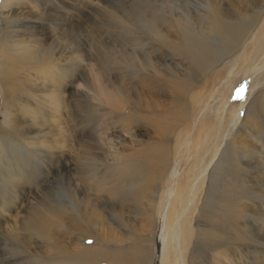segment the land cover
<instances>
[{"label": "bare ground", "instance_id": "bare-ground-1", "mask_svg": "<svg viewBox=\"0 0 264 264\" xmlns=\"http://www.w3.org/2000/svg\"><path fill=\"white\" fill-rule=\"evenodd\" d=\"M40 1H44L43 4L34 10L35 4L39 5ZM56 1L67 7L65 16L61 14V7L56 10L58 13L54 7V11L46 9V6L51 4L49 0H23L24 5L20 0H2L0 5V100L4 102L3 117L0 120V161L4 158V152L8 158L5 165L0 162V180L3 182V188H6L0 199V228L4 231L7 229V209L33 189L32 185L46 184L50 174L53 176L55 173L64 179L62 196L66 199L59 198L58 194L60 196L61 193L57 194L51 188V201L40 202V206H36L34 212L29 213L24 221L17 220L16 226L12 222L14 225L8 227V230L13 231L20 223L23 231L19 233L24 239L30 225L38 223V230L54 245L51 264H57L56 258H61L59 262L62 260L66 264H151L154 235L158 227L162 229L161 264H207V257L214 264H264L263 186L260 185L259 188L260 197H255V191H251L255 197L250 201L251 204L240 203L239 193L227 194L226 191L227 186L234 189L239 187L233 182V178H220L219 181L214 177L219 174L218 164L224 161L225 147L231 143L229 136L234 134L233 128L238 127L240 114L227 120L226 117L232 112L227 109L221 114L220 120L204 118L199 124L200 130H196L198 136L189 139L190 134H193L191 118L193 115L198 116L207 95L204 96L203 90L192 93L188 102L187 96L194 88L191 78L184 76L171 80L162 73L174 70L173 66L166 63L172 52L188 60L192 66L191 74L199 75L205 68L207 73L225 55L237 51V56L226 65L228 73L226 74L224 69L220 72L221 76L224 75V93L228 95L236 82L239 88L248 80L246 89L251 95L253 84L261 81L264 83V0H240L239 4L243 10L237 9L234 15L222 10L216 0H211L215 6L211 24L214 34L204 36L193 35L185 30L175 32L168 29L161 21L159 11L154 9L155 3L152 2L146 4L143 0H133V5H122L117 13L113 10L109 14L111 19L121 15L119 17L124 22L122 28L126 30L135 22L145 23L150 46L144 53L140 52V43L132 49H120L123 53V57H120V50L110 41L105 44L106 52L104 51L103 58L108 57V62L115 64L121 58V61L129 63L128 65L134 64V67L141 69L137 61L139 57L134 56V52H137L142 56L144 65L152 68L149 75H143L139 70L124 75L110 74L107 70L109 66L102 58L103 62L100 63L104 69L102 71L105 72L104 85L97 87L95 82L88 79L91 75H85L89 85L87 89L93 92L98 88L102 102L105 101L112 107L108 114H122L127 109L129 111L128 115L122 116L124 122L121 131L108 128L109 134L113 135L110 137L116 149H120L115 154L110 153L113 157L109 161H104L102 144L99 145L100 142L96 138V128L90 126L92 118L96 117V105L89 99L91 94L76 85L77 80L84 78V61L95 54L94 28L86 29L84 25L91 21L92 15L85 9L91 8L92 4L89 3L90 0L75 4L69 3L68 0ZM17 5L27 7V14L18 12L21 9L17 8ZM141 5L147 10H142ZM247 5L252 10H248ZM259 12H262L263 16H258ZM79 14L87 15L85 22L79 21ZM43 18L46 22L49 20L52 25L46 26L39 21ZM39 23L41 25H38ZM110 23H115L118 27L116 22ZM31 29H34L33 33H30ZM82 36L87 46L85 52L79 44ZM128 38L135 40L130 34H127ZM98 49L103 56L102 46ZM58 59L59 69L63 65V70L53 81L50 80L48 85V81L42 79L38 69H41L43 63L55 62ZM25 67L28 68L22 76V69ZM228 78L230 80L226 82ZM25 85L28 87L27 103L35 105V96L32 93L48 92L52 112L41 109V115L30 109V105L26 107L27 104H20L18 97L22 96L18 94L20 90L25 89ZM215 86L212 85V89ZM66 92H69L70 99L66 98ZM166 94H169V102L160 101ZM255 96H262L259 106L264 109V88ZM29 109L33 112L24 119L22 116ZM252 118L253 120L246 119L245 116L236 132L247 127L251 134H258V128L256 127V130L250 126L260 125V112ZM9 126L20 133L19 137H15L19 138L17 142L14 139L13 142H7L4 134L8 132H5L4 128ZM173 134L177 135L174 150L166 142ZM140 135L153 141L144 142ZM248 151L238 150L248 166L260 161V157L254 158ZM81 153H85L84 161H81L79 156ZM72 160L76 163L75 169L72 167ZM33 164L42 170H38ZM255 169H258L256 173L264 171L261 166L255 167L254 171ZM234 170L237 171L236 174L239 173L237 166H234ZM75 172L80 175V182L75 178ZM248 173L239 176L250 183L252 189L251 184L256 180V176ZM204 181L208 184L205 197L201 199L199 192L204 188L201 189ZM231 192L236 191L232 189ZM200 199L202 205L198 208L204 214V219H208L204 227L193 221L191 211ZM127 201L134 202L133 204L139 202L136 209L141 210V216H144L142 211L150 213L147 218L151 227L148 237L139 236L137 224L130 223L124 216V210L129 206ZM9 202L11 204L7 205ZM52 202L56 204L52 205ZM144 202H147L146 206ZM103 212H107L111 221ZM214 221H221L222 229H229L227 237L217 235L213 231L215 225L211 223ZM113 222L120 230H116ZM58 225L70 230V241L61 243L56 239L60 227ZM118 231L125 236L123 240ZM16 233L12 232V239L18 238ZM29 235L30 232L27 237ZM130 239L133 241L125 245L124 241ZM201 239L204 240L205 246L210 248L204 254L200 252L199 245L203 242ZM26 250L28 251L27 248ZM26 250L23 251L24 256L29 254ZM44 257L49 258L48 254ZM0 264L19 263L1 259Z\"/></svg>", "mask_w": 264, "mask_h": 264}, {"label": "rangeland", "instance_id": "rangeland-1", "mask_svg": "<svg viewBox=\"0 0 264 264\" xmlns=\"http://www.w3.org/2000/svg\"><path fill=\"white\" fill-rule=\"evenodd\" d=\"M7 1L10 2L11 0H7ZM49 1H51L50 2L51 4H48L46 6V9H49L50 11H54V8H56L55 12L58 13L56 10H59L61 7L62 9H60V10L63 11V13H61V14H62V16H65V10L67 7H64L63 4L61 6V3H58L56 0H49ZM79 1L87 2L88 0H68V2L71 4H75ZM132 1L133 0H90L89 3L92 4L91 8L85 9V11L90 12L92 15L90 23L84 24V25H85L86 29L94 28L93 32H94V38H95V48H94L95 54L92 58H89V60H88V58H86V60L84 61L83 68H82L84 78L77 80L76 85L78 87L80 86L79 88L83 89L86 93L88 91V94H91L89 99L96 105L94 107V111H96V117L92 118V120H91L94 125H91L92 124L91 123L90 126H94L96 128V138L100 142V143L98 142L99 145L102 144L101 146L103 149L102 151H103L104 161L111 160L113 157L111 155L115 154L116 152H118L120 150V149H116L117 147L115 146L114 141L110 137L112 134H109L108 128L111 127L113 129L120 130L121 126L124 122V119L122 116L128 115L129 111L127 109L125 111L126 113L122 112V114H113V115L108 114L111 106L109 107L105 101L102 102V100H101L102 97H100L98 94V93H100L98 88L93 90V92L90 91L89 89H87L89 85L87 83V80H86L87 77L86 76L91 75V76H89L88 79L95 82L97 87H99V85H104L105 72L102 71L103 68H102V65L100 63L103 61H105L106 62L105 64L107 66H109L107 70L110 71V74L123 73V75H124V73L130 74V73H134V72L139 70V72L140 73L142 72L143 75H147V74L149 75V73L152 71L151 67L149 68L147 65H144L142 56L140 55V53H137V52H134V56L136 55L137 57H139L137 61L140 63L142 71L138 66L134 67V64L130 66V65H128L129 63L127 64L126 62L121 61V58H120V60L117 61V63H116L117 65L113 62L112 63L108 62V60H107L108 57L103 58L104 54L106 52L105 44L107 42H110V41L112 43H114V45H116V47L119 50L121 49L122 51H123V49H132V48H134V45H140L141 44L142 50L140 52L144 53V50L150 46L149 45L150 43L148 40V34L149 33H147L148 31L146 29L145 23H136L135 22L132 24V27L134 29L130 26L131 28L126 30V29L122 28L124 26V22H123V19L119 17L121 15H118L117 18H113V19L110 18L109 14L111 12H113V10H115L117 13L118 8L120 6H122V5H124V6L133 5ZM143 1L146 4H148L150 2L155 3L156 6L154 9H157L159 11L158 14L161 17V21H163L166 24V27L172 31L180 32L181 30H185V31L190 32L193 35H202V36H204L205 34L208 35L209 33H213L212 29H211V24H212V19H213V12L215 11V9H214L215 6L212 4V2H210L211 0H143ZM216 1L220 4V7L222 6L221 7L222 10H224V11H226L232 15L235 14V11L237 9L243 10V7H241L239 4L240 0H236V1L235 0H216ZM1 2H2V0H0V5H1ZM43 2L44 1H40L39 5L35 4L34 10H37L38 6L41 7ZM20 3L24 5L23 0H20ZM65 4H67V3H65ZM17 8L21 9L18 12L27 14V11H26L28 9L27 7L22 6V5H17ZM247 8L249 10L251 7L249 8V6L247 5ZM141 9L147 10V8L143 5H141ZM251 10H252V8H251ZM255 11H258V10H255ZM83 15L84 14H79V16H77V18L79 19L80 22H85L84 20H86L87 15H84V16ZM258 16H263L262 12H259ZM44 18L40 19L39 21L45 23L46 26L47 25L51 26L52 24L51 25L49 24V20H47V22H46L45 21L46 19H44ZM1 21H2V15L0 13V23H1ZM110 22H116L118 24V27L115 26V23L111 24ZM38 25H41V23H39ZM33 30L34 29H31L30 33L31 32L33 33ZM112 30H114L115 32ZM131 30H133V31H131ZM132 32H133V34H132ZM114 33H115V35H114ZM127 34H130V36L133 35L135 40L131 41L130 38L127 39ZM134 35H136V36H134ZM32 40H33V38H32ZM85 43H86V41H85L84 37L81 38L79 44H80L82 51L84 50L83 52H85L87 50V46L85 45ZM100 45L102 46L101 53H103V56H101L99 49H98ZM121 50L119 52H121ZM146 50H148V49H146ZM127 51H129V50H127ZM129 53H132V52H129ZM119 54H120V57H123L122 52ZM237 54H238L237 51L236 52L233 51L231 54L225 55L224 57H222V59H219L217 64L214 67L212 66V68H210L207 73H206L207 69L205 68L202 73H200L199 75H196L195 73L191 74L192 66H190L188 60L180 57L177 53L172 52V54L168 56V61L166 63L168 65L173 66L174 70H169V72L162 71V73L164 74L165 77H167L171 80H174V77L175 78H177V77L183 78L185 76L187 78L188 77L191 78V82H194V88L192 90H190V94L187 96L188 102H190V99L192 97V95H191L192 93L204 91V96L207 95V98L205 100L206 102L204 101L205 102L204 107L199 112L198 116L196 115V117H195V115H193L194 117L191 118L193 134L192 133L190 134L191 136L189 139L192 140L193 137L198 136L197 131H199L201 128L200 127L201 125H199V124L202 121V119H204V118H206V119H213L214 118L215 120H218V119L220 120L221 114L223 112H225V110H227V109L232 111L229 114L230 116L228 115L226 117L227 120H229V118L231 116L233 118L235 116L237 117L238 114H240L241 118H240V122H238L239 125H238V127L233 128L234 134L229 136V140H231L230 141L231 143L226 145V147H225L226 150H225L224 158H223L224 161L218 164L219 168L217 170V173H219V174H216V176H214V177L217 178V180H219V181H220V178H226V179H228L230 177L233 178V182L234 183L236 182L239 187L234 189V188L228 187L226 185L227 186L226 187L227 194H234V193L238 194L239 193L238 197H239L240 203L241 202L242 203L248 202L251 204L250 201L255 199V197H257V196L260 197L261 190L259 188H261V186H263L262 188H264V171L261 173H258V172L256 173V171H258V169L257 170L255 169V171H254V168L258 167V166H261V168H264V109H262L259 106V100L262 96L258 97V98H256V96H255V94H257L259 91H261V89L264 88V83L262 81L259 82L261 85L259 83H258L259 85L255 83V84H253L254 87L252 86L253 87L252 88L251 87L252 83L250 81V87L252 88V94L249 95V92H247V89H246V87L248 85V80H247V82L244 81L241 84V86H239L240 89L241 88L243 89V92L241 93L242 98H237V96H236L237 90L239 89L238 88V82H236L233 87H231V88L229 87L231 90H230V93L228 95H226L224 93V90L226 89V87L222 86L223 85L222 82L224 80L223 79L224 75L221 76L220 72L222 69H224L225 73L226 74L228 73V71L225 69L226 65L230 60H233L237 56ZM102 58H103V61H102ZM131 61H133V60L131 59ZM89 62H90V64H89ZM107 62H108V64H107ZM58 63H60L59 59L55 62L51 61L49 63H43V65H41V67H40L41 69H38L39 70L38 73L41 75L42 79H46L49 83L50 80L53 81L57 76H59V74L63 70V65H62V67L60 66L61 69H59L58 65H60V64H58ZM109 63H111V64L109 65ZM118 66L119 67L121 66V67L118 69H115ZM51 67H53V68H51ZM84 67L86 70L84 69ZM100 67H101V69H100ZM113 67H114V69H113ZM159 67H160V65H159ZM27 68L28 67H25L22 69V76L25 75V70H27ZM105 68H107V67H105ZM121 69H123V70L121 71ZM229 80L230 79L228 78L226 82H228ZM244 83H245V85H244ZM48 85H50V83ZM212 85L213 86L216 85V86L212 89V87H211ZM227 85L228 84H226V86ZM242 85H243V87H242ZM244 86H245V88H244ZM260 86H262V87H260ZM24 88L25 89L20 90V92L18 94V96H22V97H18V98H19L20 104L21 103L27 104L26 107H28L30 105L27 103V99H26V98H28V91H27L28 87H26V85H25ZM212 90L214 91V93ZM227 90H229V89H227ZM32 94H33V96H35V98H34L35 105L34 104L30 105L29 106L30 109L37 111L38 114H41V111L42 110L44 111V109H46V110L48 109L50 112H52V109H50V105H49V101H48V99H50L48 92H44V91L40 92L39 91L37 93H32ZM213 94H215V96ZM31 96L32 95H30V97ZM66 98L70 99L69 92H66ZM159 100L160 101L162 100L164 102H169V100H170L169 94H166V96L163 95V97H161ZM253 102H255L253 105H249V103L252 104ZM3 103L4 102L0 100V120L2 119L3 112H4V104ZM188 104H190V103H188ZM213 107H214V109H213ZM30 109H29V111H27L24 114V116H22L24 119H27V117H26L27 115L31 116L30 112H33V111H31ZM38 110H40V111H38ZM258 112H260V119H259L260 125L259 126L258 125L252 126L253 124H251V126H250V127L255 128L256 130L258 128V134L257 133L251 134L249 128L247 129V127L243 128L239 132H236L237 129L240 128L242 122L244 121L245 116H246V119L248 118V119L253 120L252 116ZM213 113H214V115H213ZM216 115H219V116H216ZM195 118H197L196 124L194 122ZM216 118H218V119H216ZM230 120H231V118H230ZM212 124H214V122H212ZM4 129H5V132H8V133L4 134L7 142L8 141L13 142L14 140L16 141L19 139V138L15 139V137H19L20 133L17 130H15L12 126L11 127L10 126L5 127ZM140 137H141V140H143L144 142L153 141V139L148 138L146 136L140 135ZM176 137H177V135L173 134L166 141V142H168L170 147H172L171 148L172 150H174V147L176 144ZM234 140L237 141V143ZM105 142H106V144H105ZM246 146H247V148H246ZM239 149H243V150H247V151L249 150L250 151V152L248 151V153H250L249 155L253 156L254 158L256 156L260 157V161L254 162L253 165L248 166L242 160V158H241L242 154L240 155V153H238ZM110 153H113V154H110ZM2 155L4 158H3V160L1 159L0 162H2L3 165H5V162H7V160H8L6 152H4V154H2ZM79 156H81V161L85 160V153H81V155H79ZM71 163H72L73 169H75L76 168L75 161L72 160ZM34 166H36V165H34ZM234 166H235V168H236V166L239 168L238 174H236L237 171L235 172ZM22 169H24V168H22ZM22 169H21V172L24 173V170H22ZM37 169L42 170V168H39V167H37ZM248 171H249V173H248ZM241 172L243 174H247V173L251 174L254 177L256 176L255 177L256 180H254V183L251 184L252 189L250 188V183H248L245 179L242 180L243 177L242 178L240 177L242 174ZM79 176L80 175L79 174L77 175V173L75 172V178L76 179L78 178V182H80ZM260 181L263 182V184H261ZM0 183H1L0 184V199H1V195L4 193L6 188H3L4 186H3V182L1 180H0ZM206 184H208V182L204 181V186L202 185L201 189L203 187L204 188H203V190H200V192H199L201 199L203 197H205V193H206L205 191L207 189ZM63 185H65L64 179L61 178L60 174L56 175L54 173L53 176L50 174V178H48L46 184L32 185L33 189H30V191H28L25 196L22 195L23 197H20V199H17L16 202L15 203L13 202L14 204L12 203L13 205H11L9 209H7L6 215L8 216V219H6L7 221L5 223L7 229H6V231H4L3 229L0 228V261H1V259H8L10 261H15V263H19V264H51L52 263L53 259H52L51 255H52V252L54 249V245L51 242H48L46 240L47 238L45 239V236L42 234V232H40L38 230V226H39L38 223H35V225H30L31 227L27 230V234H28V232H30V235L27 237V234H26L24 239L21 238L22 236L20 235V233H21L20 231H23L21 229L20 223H18L17 228L15 227V229L13 230L15 233L17 232L16 233L18 235L17 239H12L11 235H12L13 231L8 230V227L13 226L17 220L24 221L26 219V217L29 215V213L34 212V209H36V206H40V202H42L44 200L51 201L50 200L51 188L57 194L59 192L61 193V195H60L61 197L58 194L59 198L66 199L65 197L62 196L63 191H64ZM244 185H245V190H244ZM232 189H233V191H236V192H231ZM251 191H255V193H256L255 197L252 196ZM18 194H19V192L17 193V195ZM26 197L28 198V200ZM247 197H248V199H246ZM201 199L198 202V204L195 203L193 205L191 211L193 214V221H195V223L198 224L200 227H204V223L206 222V220L208 221V219H206V218L204 219V214L201 213L199 208H198L199 206L202 205ZM21 200H23V202ZM256 200H258V199L256 198ZM146 201H147V199H146ZM133 203L134 202H128L127 201V204L129 206H127L125 208L126 209V210H124L125 213L123 212L124 216H126V218L130 221V223H133V224L135 223V224L139 225V226L136 225V227H138V229H139V233H138L139 236H141L142 238L148 237L149 232L151 231V227L148 225L147 218H148V215H150V213L149 212L147 213L146 211H142L143 212L142 214H144V216H141V210L136 209L137 204H139V202L137 201L136 202L137 204H133ZM10 204H11V202H9L7 205H10ZM55 204H56L55 202L54 203L52 202V205H55ZM146 204H147V202H144V206H146ZM108 212H110V210H108ZM103 214L106 215V218L108 217L109 221H111L107 212H106V214L103 212ZM12 222H14V223H12ZM211 224L215 225L213 231H215L217 233V235L222 234L226 237L229 235L228 234L229 229L227 227H224V229H222L223 223L221 221H214ZM15 226H16V223H15ZM58 226H60V227H59V230L57 231L58 233H56V239L58 241H60L61 243L62 242L66 243L67 241H70L71 239H69V238L72 237V233H70V230L65 229L61 225H58ZM113 226H115L116 230H120V228L116 225V223H114ZM161 233H162V229L161 228L159 229V227H158L156 229L155 235H154V246H153V252L154 253H153V261H152L153 263L151 262V264H161V254H162ZM118 235H119V237H121L122 240H123V237H125L123 235V233L121 235L120 232ZM63 239H64V241H63ZM21 240L23 242H21ZM126 241H124V244L129 245V243H131L133 240L130 239V240H126ZM202 241H203L202 244H200L199 246H200V252H202L204 254V253H207L210 248H207L205 246L204 240H202ZM84 242L86 244H89L88 241L87 242L84 241ZM26 248L28 249V251L26 250ZM24 250H26V253L27 254L29 253V254L24 256L25 255L23 253ZM55 251L56 250H54V253H55ZM47 254H48L49 258L46 259L44 256ZM206 257H207V255H206ZM53 258H54V256H53ZM60 259L61 258H56L57 264H60L61 262H62V264H66V262L65 261L63 262L62 260L59 262ZM205 261H208L207 264H214L211 260H209L208 257L205 259Z\"/></svg>", "mask_w": 264, "mask_h": 264}, {"label": "snow or ice", "instance_id": "snow-or-ice-1", "mask_svg": "<svg viewBox=\"0 0 264 264\" xmlns=\"http://www.w3.org/2000/svg\"><path fill=\"white\" fill-rule=\"evenodd\" d=\"M242 92H243V89L242 88L237 90V93H236L237 98H242L241 97V93Z\"/></svg>", "mask_w": 264, "mask_h": 264}]
</instances>
